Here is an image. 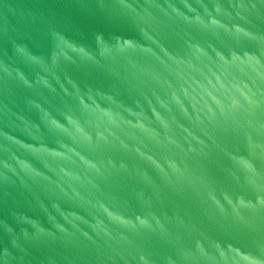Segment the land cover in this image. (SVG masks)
I'll return each mask as SVG.
<instances>
[{
  "label": "water",
  "instance_id": "water-1",
  "mask_svg": "<svg viewBox=\"0 0 264 264\" xmlns=\"http://www.w3.org/2000/svg\"><path fill=\"white\" fill-rule=\"evenodd\" d=\"M37 264H264V0H0Z\"/></svg>",
  "mask_w": 264,
  "mask_h": 264
}]
</instances>
